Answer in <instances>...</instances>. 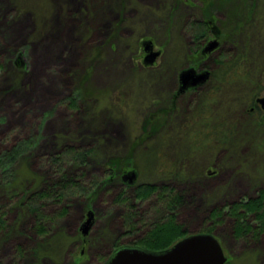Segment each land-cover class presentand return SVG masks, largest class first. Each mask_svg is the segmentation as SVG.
<instances>
[{"label":"rangeland","instance_id":"374dc122","mask_svg":"<svg viewBox=\"0 0 264 264\" xmlns=\"http://www.w3.org/2000/svg\"><path fill=\"white\" fill-rule=\"evenodd\" d=\"M253 3L257 19L235 44L221 40L199 67L213 68L223 53L264 72V0ZM232 5L214 10L217 29ZM202 8L200 0H0V159L19 151L0 169V264H104L116 246L146 248L169 214L186 235L212 230L226 264H264V230L255 240L237 239L226 216L232 204L264 192V124L244 111L264 90L254 82L248 89L226 84L212 100L222 110L209 123L223 122V130L196 124L190 137L182 125L204 90L190 105L173 99L179 70L213 38L207 30L194 39L191 24L204 22ZM144 40L161 51L152 67L141 64ZM66 150L86 153V161L73 162ZM129 156L139 185L164 184L171 192L137 201L109 176V162ZM62 174L86 195L40 200L32 212L29 198ZM174 197L183 201L169 213L164 199ZM89 209L95 222L84 242L79 227ZM214 210L224 216L211 221Z\"/></svg>","mask_w":264,"mask_h":264},{"label":"trees","instance_id":"16d2710c","mask_svg":"<svg viewBox=\"0 0 264 264\" xmlns=\"http://www.w3.org/2000/svg\"><path fill=\"white\" fill-rule=\"evenodd\" d=\"M203 4L202 14L204 17V22L202 23H194L192 25L194 39L196 41H201L206 35L208 27V21H211L215 24L214 10H220L225 8L228 4L236 3L235 6H231L233 8L230 9V12L227 14V18L224 21H220L221 28L220 29V37L223 42H230L231 44H235L233 40L237 37L238 34L243 33V30L247 25H250L254 19H257L255 6L253 0H200ZM218 29V30H219ZM198 48V46H197ZM199 49V48H198ZM197 49V50H198ZM192 50L193 57L196 55ZM199 55V54H198ZM197 56V55H196ZM195 56V57H196ZM228 56V55H227ZM226 54H220L218 56V60H227ZM198 58H200L198 56ZM215 59V60H217ZM239 55L233 56L227 64L220 65L215 69L212 76L214 78V82L218 83H235L239 86L244 80L242 78H246V80H251L255 82L260 77L264 76V72L261 70H253L249 67H245L244 74L242 75L239 71V67L241 66ZM245 76V77H244ZM241 80V81H240ZM245 80V81H246ZM160 114V113H158ZM152 115V114H151ZM149 115V116H151ZM163 117L166 115L165 111L162 112ZM153 128V127H152ZM151 128V130H153ZM14 148V150L10 153H7L3 158L0 159V169L6 168L5 165L8 163H12L14 159L17 157L19 151ZM66 158L72 157V161L82 164L86 161L87 154L82 152H74L71 150H66L65 155ZM71 161V162H72ZM132 161L127 157L125 159H117L114 160L108 166L114 168V170L120 171L126 168H129ZM110 170V169H109ZM111 171V170H110ZM146 189V188H141ZM70 191H75L76 193L86 195L87 189L79 185L72 177H69L66 174H62L59 180L52 182V185L46 187L45 190L39 191L37 194V199L33 200L29 198V207L32 212L37 210L39 206L40 200H54L61 199L65 194H68ZM163 192H159V195H162L164 192L170 193V190L163 189ZM154 191L152 187L146 189V191L142 190L138 195V198H149L150 194ZM164 193V195L166 194ZM169 196V195H167ZM165 198V197H164ZM167 198V197H166ZM175 199V200H174ZM170 198V200H166V208L167 210L173 212L176 211L177 207L182 204V197H174ZM264 192L260 193V197L256 199H249L246 201H240L232 204L228 207V211L226 212V216L233 221L232 233L233 236L237 239H246V240H255L259 237L261 232L264 230ZM224 216L222 210H214L210 214L211 221H216V219ZM174 215L169 216L168 221L163 225L154 226L155 229L152 230L149 236L144 240V245L146 249L153 251H162L165 250L177 241L178 239H182L185 237L186 233L183 231L181 226H178L174 221ZM2 223L0 218V224ZM258 223V226L254 224ZM212 230H209V234H211Z\"/></svg>","mask_w":264,"mask_h":264},{"label":"flooded vegetation","instance_id":"af4514ba","mask_svg":"<svg viewBox=\"0 0 264 264\" xmlns=\"http://www.w3.org/2000/svg\"><path fill=\"white\" fill-rule=\"evenodd\" d=\"M211 24H213V23L211 21H208V27L210 28L209 29V32L213 36L212 39H214L215 36H214V34L212 32V29H211L212 28V25ZM220 32L221 31L219 30L218 35H217V39L219 41V44H220V41H221V37H220V34H219ZM141 43H140V46H141ZM203 48H201L200 51H199V57L200 58L199 59H191L189 61L188 65H187L188 68H186L185 70H187V69H193L197 73H199V72H208L209 73L208 79L205 82H203L201 84H198V85H195V86H191L189 84H187L186 86H183V84L181 83V80H180V74L184 70L183 69L182 70L180 69L179 72H178V74H177V76H176V82H175V88H174V94H173V99H175V100H178V99L179 100H182V99L188 98L189 105H190L191 102H192L193 96H195L196 94H201L202 91L204 90L203 91L204 93L201 94V96H200L201 98L198 100L199 101L198 102L199 104L202 103V104H200L201 106L199 105L200 107L198 109H196V111H195V108H194L191 114H187L186 119H185V121H184V123L182 125L183 130L186 131V133L189 134V137H190L191 132H193V131L196 130V128H195L196 124H199V130L200 131H204V132H208V133L212 132L211 130H213V133H216L217 127L220 128V130H223V128H224L223 127L224 126L223 125V122H221L220 124H217L214 127H213L212 124L211 125L209 124L210 121H212V119L214 118V116H218V115H216L215 111H217L218 109H219V111L222 110V108H221L222 103L217 101V102L214 103V106H213L212 100L214 98L216 99L217 98V95L224 89V86L226 84H228V83H218L216 81L214 82V78H213L212 74L215 71V69L218 68L220 65L227 64L230 61H228V60H224V61L222 60V61H220V60L217 59V60H213V63H212L213 66H214L213 68H211V67L210 68H207V67L206 68H203V67L201 68V67H199V64L202 61L201 59L202 58H207L208 56H210L214 52L213 51L210 54H204V55H202L201 54V51H202ZM154 49H155V45H154ZM158 51H160V50H158ZM142 55H143V52H142V48H141V64H142ZM160 55H161V51H160ZM194 57H193V54H191V58H194ZM246 66L247 65H243V66L241 65L239 67L240 68L239 71L241 72L242 75L245 72L244 68ZM242 79L244 81L240 85H244L243 87H245L247 89L250 88V87H252V85H253L252 83L253 82L251 80H246V78H242ZM208 83H211V86L207 87V84ZM254 83H256V86H257L255 88H259L260 87V88H262L261 91L264 90V76H262L259 79H257ZM259 94L260 93H258V96L257 97L256 96L252 97L253 99L251 100V104H246V108L244 109L245 114L247 116L257 115V117H258L257 118V123L254 124V125L264 124V110L262 109L261 105L257 102L258 99H261V98L264 97V94L261 95V96H259ZM204 102L205 103L207 102V104L209 106H211V107L212 106L215 107V109H213V108L211 109V107L210 108H207V106L204 105L205 104ZM162 111H164V110H162ZM219 111L217 112V114H220ZM162 118H163L162 120H165L166 115L164 117L162 115ZM221 121H223V120L221 119ZM245 125H246L245 127H247L248 123L245 122ZM214 137L216 138L217 136L215 135ZM191 143L193 145L197 146V144H196L195 141H191ZM128 158L130 159V161H133V159H134V158H131V156H129ZM114 160H117V159H112L109 163L111 164ZM212 168L213 167H211V169H207V171H206L207 175H209L211 177H213V176H215L217 174V171L216 170H213ZM172 169H173V167H172ZM129 172H134L136 174V178H135V181L134 182H131L130 183V181H129V178H130ZM177 173L178 172H176V171L173 170V173L171 175H173V177L175 178ZM109 176L113 177V179L114 178H116V179L118 178L119 181H120L119 184L121 186H123V188H126V187L131 188L132 191H133V197L137 201H144V200L148 199V198H138V195H139L140 192L142 193V190L143 191L144 190L146 191L147 188L152 187V189H153L154 192L152 194H150L149 196L151 197L153 195H156V198L159 199V197L161 196V195H159V192H163L162 190L165 188L164 187V184H140L139 185L137 183V180H138V177L137 176H138V174H137V172L134 169H128V168H126V169H123V170H120V171H117L116 172L114 170V168L112 167L111 171L109 170ZM211 177H209V178H211ZM141 188H146V189H141ZM95 194H96V192L94 191L93 193H90L89 194V197L90 196H94ZM118 196L120 197V199L118 201H120L122 203H125L127 201V198L124 197L125 194L123 192L120 193ZM125 205H127V204H125ZM133 206L134 205H131V207H133ZM132 211H133V209H132ZM90 212L92 213V225L95 222V214H94V212L91 209L86 210L85 217H84V221L80 224V227H79V235L81 236V238H83L84 236H87L88 235V234L87 235H84V236L82 235L81 227L85 223V221L87 220L88 215H89ZM168 212L169 213H172L169 210H168ZM130 215H132V214H130ZM169 216H170V214H169ZM92 225H91V227H92ZM154 226H156V225H154ZM82 240L84 241V238ZM125 246H135V247L141 248L140 246H136V245H125ZM121 247H124V246H120V247L119 246H116L114 249H112L111 253H109V257L113 254V252L115 250H117L118 248H121ZM81 254H83V251H81Z\"/></svg>","mask_w":264,"mask_h":264},{"label":"water","instance_id":"95a60500","mask_svg":"<svg viewBox=\"0 0 264 264\" xmlns=\"http://www.w3.org/2000/svg\"><path fill=\"white\" fill-rule=\"evenodd\" d=\"M212 25L214 39L207 42L201 51V54H210L219 46L217 35L219 30ZM142 65L152 67L160 55V51H154V45L150 40H144L141 43ZM21 54H18L17 65H20ZM209 77L208 72H195L193 69H187L181 72L180 80L183 86L187 84L195 86L205 82ZM257 102L264 110V97ZM129 181L134 182L136 174L129 172ZM92 225V213L90 212L87 220L82 225V235H86ZM227 258L223 250L212 234L201 233L188 235L176 242L169 249L163 251H151L135 246H124L118 248L107 259L104 264H225Z\"/></svg>","mask_w":264,"mask_h":264},{"label":"bare ground","instance_id":"6f19581e","mask_svg":"<svg viewBox=\"0 0 264 264\" xmlns=\"http://www.w3.org/2000/svg\"><path fill=\"white\" fill-rule=\"evenodd\" d=\"M186 236V235H185Z\"/></svg>","mask_w":264,"mask_h":264}]
</instances>
